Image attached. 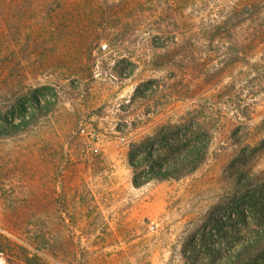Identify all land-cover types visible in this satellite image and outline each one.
Masks as SVG:
<instances>
[{"label":"rangeland","instance_id":"obj_1","mask_svg":"<svg viewBox=\"0 0 264 264\" xmlns=\"http://www.w3.org/2000/svg\"><path fill=\"white\" fill-rule=\"evenodd\" d=\"M190 139L202 164L157 176ZM252 240L264 264V0H0V264H246Z\"/></svg>","mask_w":264,"mask_h":264},{"label":"trees","instance_id":"obj_2","mask_svg":"<svg viewBox=\"0 0 264 264\" xmlns=\"http://www.w3.org/2000/svg\"><path fill=\"white\" fill-rule=\"evenodd\" d=\"M164 140L167 143H172L175 140H178V142L182 141L180 140L179 135L174 140L172 138L170 139L169 137L164 136ZM179 144L181 145L172 147L173 149L170 150L169 154L164 153L163 155H160L161 159L168 163V166L164 167L163 163H159V171H157L158 173H156L157 176L162 178L186 176L195 171L202 164L203 160L205 159V150L207 148V145H203L202 142L198 139H190L185 144ZM172 146H174V144H172ZM146 152L148 155L153 157L154 151L148 150ZM152 172L155 174L154 170ZM252 243L253 240L251 242L243 244V246L239 250V254L236 256L238 261L240 260L244 263H246L247 261L246 264H255L257 258L259 259L260 255L252 259H250L251 257H249L252 254Z\"/></svg>","mask_w":264,"mask_h":264}]
</instances>
